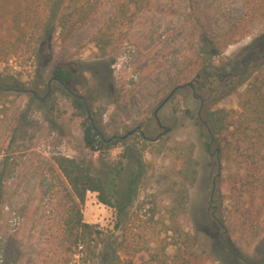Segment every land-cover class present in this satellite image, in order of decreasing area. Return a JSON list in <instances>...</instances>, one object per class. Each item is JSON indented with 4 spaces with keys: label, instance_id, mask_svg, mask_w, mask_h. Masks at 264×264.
I'll return each instance as SVG.
<instances>
[{
    "label": "rangeland",
    "instance_id": "374dc122",
    "mask_svg": "<svg viewBox=\"0 0 264 264\" xmlns=\"http://www.w3.org/2000/svg\"><path fill=\"white\" fill-rule=\"evenodd\" d=\"M137 1L98 0L91 25L75 38L63 44L54 35L51 58L43 67L33 56L34 41H20L14 27L1 31L0 173L5 165L7 171L0 189V236L12 242L18 264H81V248H71L64 239L71 189L54 162L64 156L89 163L95 174L115 181L121 203L126 202L130 181L136 174L140 177L129 218L117 230L114 210L100 204L96 193H88L84 221L98 225L109 237L105 244L98 240L85 248V259L98 257L88 264H260L264 156L256 153L254 140L240 134L238 126L216 138L204 123L207 110L242 113L251 75L260 67L264 72V60L248 61L264 54V18L245 0H203L220 12L213 17L220 28L245 23V39L214 58L212 72H242L247 82L235 88L237 83L228 79L200 90L197 34L184 25L190 14L185 0ZM114 18L117 26L109 34L115 47L102 57L93 38ZM59 65H66L73 77L66 94H55L51 110L40 100L55 86L53 71ZM184 68L188 74L182 77L179 71ZM188 83L196 90H178L159 112L170 132L154 142L160 134L154 111L176 86ZM78 96L90 105L92 119L101 123L104 137L113 143L111 149L100 153L86 147L84 128L90 122L74 107V101H83ZM139 128L148 140H122ZM185 184L187 212L177 224L197 246L185 243L178 251L166 228L173 189ZM115 238L120 260L112 261L110 241Z\"/></svg>",
    "mask_w": 264,
    "mask_h": 264
},
{
    "label": "trees",
    "instance_id": "16d2710c",
    "mask_svg": "<svg viewBox=\"0 0 264 264\" xmlns=\"http://www.w3.org/2000/svg\"><path fill=\"white\" fill-rule=\"evenodd\" d=\"M245 1H247L248 7H254L257 14L264 18V0L257 2L253 0V3L251 0ZM185 3V8L190 11V14L185 17L184 25L186 27L191 25L197 34L195 42L198 50L195 58L200 66L197 74V78L200 80V90L213 86L215 82L222 85L228 79L231 83H237L235 88L247 82L242 72L227 75L212 72V69L216 68L214 58L223 55L230 46L245 39L247 36L245 23L243 21L229 23V28L226 30L220 28V24L214 20L213 17L220 13L214 7L205 5L203 0H185ZM136 4H138L137 9L139 10L142 5L139 4V1ZM98 9V0H0V33L5 27L6 30L14 27L20 35V41L25 42V38L29 37L35 43L33 56L43 67L48 65L51 58L50 51L54 35L58 34L60 43H68L84 28L91 25L99 11ZM120 12L122 15L127 14L125 9H121ZM116 22V18L111 19L110 25L105 29H99L93 38L94 44L102 57H107L109 51L115 47V42L109 34V30H113L117 26ZM212 27L216 28L215 33L212 31ZM6 56H9V53ZM256 60H264V54L257 58L248 59L249 62ZM227 65L229 64H224L221 70H225ZM187 71V68H184L179 71V74L184 77L185 74H188ZM72 77L73 72L66 65H59L53 71L52 78L56 87L49 88L45 97L41 98L42 107L51 108L50 103H52L57 92L61 91L66 94L65 87ZM250 78L252 80L242 99V113L236 114L226 109L207 110L204 126L210 135L216 138L228 136L227 134L231 128L238 126L237 129L240 128V134L250 137V141L254 140L256 153L264 156V148H262L264 146V72L261 67ZM177 87L179 86H176L175 89ZM74 107L79 116L90 122L84 128L86 147L91 151L100 153L111 149L113 143L110 139L104 137L101 123L92 119L94 115L90 105L84 100H76L74 101ZM249 110L252 113L251 116L246 113ZM47 120L53 125L56 124L55 120L49 116H47ZM250 134H253L254 137H251ZM54 162L71 189L69 195L70 207L64 222V239L71 248H81V251H78V255L82 257L81 264L96 261L98 260L96 255L89 257L90 259L88 257L84 258L85 248L98 240L105 244L108 242L109 237L98 231V225H92L84 221L82 208L85 206L88 193H96L100 204L114 210L117 219L114 228L117 230L129 218L128 210L132 203L134 187L140 177L136 174L135 178L130 181L126 202L121 203L118 198L119 192L116 182L105 180L95 174L89 163L78 162L64 156L56 157ZM6 171L7 165L0 173V189L3 187V178ZM195 174L196 172L193 171L194 176ZM176 188L173 189L176 194L172 200L170 226L166 228V232H172L171 245L179 251L185 243H191L196 247L197 241L191 234L182 231L177 224V219L186 215L189 191L186 184L180 189ZM2 227L3 220L0 212V231ZM110 249L112 261L120 260L116 238L110 241ZM14 250L12 242H4L2 236H0V264H18V258H16ZM260 264H264V259L261 260Z\"/></svg>",
    "mask_w": 264,
    "mask_h": 264
},
{
    "label": "flooded vegetation",
    "instance_id": "af4514ba",
    "mask_svg": "<svg viewBox=\"0 0 264 264\" xmlns=\"http://www.w3.org/2000/svg\"><path fill=\"white\" fill-rule=\"evenodd\" d=\"M190 88L193 89L194 91L196 90L195 86H192V87H190ZM82 98H83L82 96H78V99H80V100H84V99H82ZM159 106H160V105H159ZM164 107H165V106H164ZM162 109H163V108H162ZM162 109H161V110H162ZM161 110H160V111H161ZM155 111H156V110H155ZM155 111H154V118H155V121H156V123H157L158 129L160 130V134H161V133L164 132L166 129H170V128L164 126L163 123L161 122V120L159 119L158 114H159L160 111L158 112L157 116H155ZM131 132H133V133L130 134ZM131 132H129L125 137H123L122 140L124 141V140H127L128 138L136 137V136H140L142 139L148 140V139L145 137L144 133H143V135L139 133V130H138V129H136V130H134V131H131ZM160 134H159V135H160ZM159 135H158V136H159ZM158 136H157L156 138H158ZM159 140H160V138H159ZM159 140L154 141V142H158ZM149 141H150V140H149ZM152 141H153V140H152Z\"/></svg>",
    "mask_w": 264,
    "mask_h": 264
},
{
    "label": "water",
    "instance_id": "95a60500",
    "mask_svg": "<svg viewBox=\"0 0 264 264\" xmlns=\"http://www.w3.org/2000/svg\"><path fill=\"white\" fill-rule=\"evenodd\" d=\"M193 84L192 83H188V84H185V85H181L179 87H177L176 89H174L169 95L168 97L160 104V106L156 109L155 111V116H157L158 112L164 108V106L171 100V98L174 96V94L178 91V90H181V89H185L186 87H192ZM139 133L143 135V132L141 131V129L139 128ZM170 132V129H166L164 132H162L158 138H156L154 141H157L159 140V138L167 135L168 133ZM133 132H131L130 134H132Z\"/></svg>",
    "mask_w": 264,
    "mask_h": 264
}]
</instances>
